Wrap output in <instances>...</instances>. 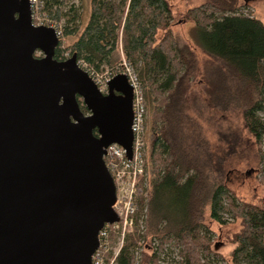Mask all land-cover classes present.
Masks as SVG:
<instances>
[{"label":"trees","instance_id":"1","mask_svg":"<svg viewBox=\"0 0 264 264\" xmlns=\"http://www.w3.org/2000/svg\"><path fill=\"white\" fill-rule=\"evenodd\" d=\"M239 1L205 0L184 17L195 24L198 47L217 63L210 74H204L205 80H199L207 86L205 98L201 103L193 100V106L189 92L200 76L198 63L194 51L173 38L175 17L169 0H91L89 22L68 48L69 57L76 55L80 65L94 74L114 71L121 63L116 59L121 49L145 101L155 106L149 201L140 206V213L146 211V232L124 238L115 264H136L142 240L145 264H159L158 255L170 244L180 247V264H216L211 260L209 227L226 225L229 220L242 224L241 232L231 240L235 248L230 263L264 264V206L242 203L234 196L226 184L230 149L227 153L221 141L217 146L209 144L189 109L198 118L240 114L244 129L257 145L264 184V23L239 12ZM66 2L39 0V14L46 15L49 25L60 28L66 17L70 19L60 28L58 61L67 60L61 39L79 31V16L65 14ZM160 32L165 34L158 40ZM79 102L82 111L89 113ZM203 155L205 163L200 161ZM205 170L215 179L210 180ZM134 222L138 231L140 218Z\"/></svg>","mask_w":264,"mask_h":264},{"label":"water","instance_id":"2","mask_svg":"<svg viewBox=\"0 0 264 264\" xmlns=\"http://www.w3.org/2000/svg\"><path fill=\"white\" fill-rule=\"evenodd\" d=\"M59 44L31 0H0V264H93L120 222L104 157H133L134 88L119 74L103 94Z\"/></svg>","mask_w":264,"mask_h":264},{"label":"rangeland","instance_id":"3","mask_svg":"<svg viewBox=\"0 0 264 264\" xmlns=\"http://www.w3.org/2000/svg\"><path fill=\"white\" fill-rule=\"evenodd\" d=\"M245 1V2H244ZM240 0L239 1V12L250 13L255 18L259 19L264 23V0ZM172 5L173 14L175 17V23L171 27V33L175 41L180 45L189 47L195 53V57L198 63V69L200 76L193 82L191 90L189 92V97L191 104L193 106V100L201 103L205 98V93L207 86L204 82L199 80H205L204 74H210V70L215 68L216 62L211 58L207 57L202 50L198 47V33L194 22L185 20L184 17L187 12L194 7L202 5L205 0H169ZM38 6V14L34 17V24L36 26H51L55 27L60 31L64 25H68L69 17H66L60 28L53 24H50L47 20L45 14H39L40 4ZM73 10V12H72ZM65 14L70 13L78 14L79 19L77 20V26L79 31L76 35L72 37H67L61 39L62 48L66 51V58L69 57L68 48H70L80 37L84 28L89 22L91 15V0H67L66 6L64 7ZM164 32L158 34V40L163 38ZM198 42V43H196ZM38 57H43V54L38 53ZM116 59L121 63L116 67L114 71L122 68L124 65L125 57L121 49L118 50ZM83 68V67H82ZM84 69V68H83ZM209 71V72H208ZM111 73V70H107ZM105 73H99L100 76H104ZM83 103V102H82ZM147 112H146V172L144 177L141 179L137 185V191L134 196V203L136 205V212L133 216V220L136 221L140 218L139 226L140 228L136 231V227L130 225V223L125 224V219L127 217V207L123 204L118 206L117 212L123 217L122 223L109 227V239L110 247L107 251H103L102 254L97 258L96 262L98 264H115V260L120 252L122 245L124 244V238L128 235L143 234L146 232V211L140 213V206H147L149 201L150 193V166H149V156L152 150L153 142L155 136L153 134V109L154 105L150 106L146 102ZM194 108V107H193ZM190 114L197 118L200 125V129L203 131V135L208 140V143L217 146L219 141L224 145V149L229 153L230 149V165H227L229 170L226 172V184L228 188L232 191L234 196L242 203L252 204L259 207L264 206V184L261 181L259 173V162L257 155V145L254 143L248 132L244 129L243 119L240 114L226 113L223 116L213 117L212 115H204L198 118L196 113L190 106ZM88 114V113H87ZM235 138V141H234ZM238 139V141H236ZM224 140V141H222ZM240 140H243L241 145ZM238 142V143H237ZM231 145V146H229ZM233 145V148H232ZM199 157L201 153L198 154ZM201 162L205 163L204 155L200 158ZM233 164V165H231ZM206 176L211 179L215 177L210 175L209 170L204 171ZM208 182V181H207ZM139 187V189H138ZM208 216V211L205 212ZM242 230L241 220H229L226 225H219L218 223H212L209 227L210 235L213 239V249L214 253L211 256V260L216 264H231L230 263V253L234 250L235 245L231 243L234 235L238 234ZM141 246L136 249V264H145L143 261L146 260L145 245L143 240L139 243ZM181 249L176 244L167 245L166 250L159 254V264H180L181 260ZM149 253V252H148ZM147 253V254H148ZM151 255V252L149 253Z\"/></svg>","mask_w":264,"mask_h":264},{"label":"built area","instance_id":"4","mask_svg":"<svg viewBox=\"0 0 264 264\" xmlns=\"http://www.w3.org/2000/svg\"><path fill=\"white\" fill-rule=\"evenodd\" d=\"M33 6L34 17L38 14L39 0H31ZM90 76L95 81L99 90L103 94L109 93L108 83L117 75L124 74L128 77L129 83L134 88V121L132 131L134 135L133 142V157L130 160L127 156V151L119 145H112L107 149V154L104 157L106 166L112 175L117 191V201L114 209L120 217V222L110 225L107 224L104 229L100 232V246L93 257V264L102 252L107 251L110 247V239L108 229L109 227L116 226L123 221V217L117 212L118 206L123 204L127 207V217L124 220L125 224L130 223L134 226L133 216L136 212V205L134 203V196L137 191V185L144 177L146 172V101L144 98L143 89L137 76L135 75L132 68L125 62L122 68L107 72L104 76L99 74L90 73ZM139 189V187H138Z\"/></svg>","mask_w":264,"mask_h":264},{"label":"flooded vegetation","instance_id":"5","mask_svg":"<svg viewBox=\"0 0 264 264\" xmlns=\"http://www.w3.org/2000/svg\"><path fill=\"white\" fill-rule=\"evenodd\" d=\"M58 30V29H57ZM60 33V31H58ZM60 38H61V33H60ZM69 59V58H68ZM82 67V66H81ZM85 70V69H84ZM88 72V71H87ZM89 73V72H88Z\"/></svg>","mask_w":264,"mask_h":264}]
</instances>
